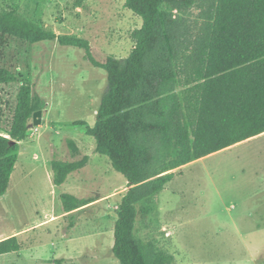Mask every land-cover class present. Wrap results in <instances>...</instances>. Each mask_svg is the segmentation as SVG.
<instances>
[{
    "label": "trees",
    "instance_id": "16d2710c",
    "mask_svg": "<svg viewBox=\"0 0 264 264\" xmlns=\"http://www.w3.org/2000/svg\"><path fill=\"white\" fill-rule=\"evenodd\" d=\"M124 6L141 25L131 30L133 46L123 59L97 60L87 40L55 34L15 8L0 7V35L82 49L105 72L94 124L72 125L93 138L94 151L126 181L110 252L118 264H177L138 221L156 214V196L174 169L264 133V0H124ZM15 81L13 70L0 65V85ZM42 108L33 86L21 82L9 127L0 132V197L30 119ZM67 145L76 151L72 140ZM87 163L88 156L52 159V184L60 187ZM59 200L69 212L95 199L62 193ZM21 247L15 236L2 240L0 255Z\"/></svg>",
    "mask_w": 264,
    "mask_h": 264
},
{
    "label": "rangeland",
    "instance_id": "374dc122",
    "mask_svg": "<svg viewBox=\"0 0 264 264\" xmlns=\"http://www.w3.org/2000/svg\"><path fill=\"white\" fill-rule=\"evenodd\" d=\"M0 7L15 8L55 34L87 40L97 60L107 54L125 58L133 46L130 32L141 25L124 0H0ZM0 65L17 76L0 85V132L9 127L21 82L30 83L43 101L41 123L30 125L20 142L8 185L9 191L26 192L19 197L24 203L19 210H5L4 218L14 217L17 225L59 212L62 193L97 200L37 230L33 250L4 257L0 264H118L110 247L126 181L94 151L93 138L72 125L76 120L94 124L106 91L105 72L91 65L82 49L1 35ZM82 156L88 163L55 187L50 161ZM173 172L156 196V214L139 219L141 233L154 236L177 264H264V134ZM64 245L69 255H62Z\"/></svg>",
    "mask_w": 264,
    "mask_h": 264
},
{
    "label": "crops",
    "instance_id": "0c3cea01",
    "mask_svg": "<svg viewBox=\"0 0 264 264\" xmlns=\"http://www.w3.org/2000/svg\"><path fill=\"white\" fill-rule=\"evenodd\" d=\"M262 134H264V133H262ZM192 162H194V161H192ZM192 162H190L188 164H191ZM188 164H186V165H188ZM186 165H183L177 169H181L182 167H184ZM174 170H176V169H174ZM24 193L26 194L25 191H18V190L9 191L7 188L6 192L0 197V241L15 236L17 238V240L22 245V247L19 251L1 254L0 255L1 261L4 257L14 256V255L15 256H22L24 251L33 250L35 247V244L37 242H39L37 237H36V231L37 230L45 227L46 225H48L52 221H56L58 219L65 218V217H67V215L76 214V213L82 211L83 209L87 208L88 207L87 205L97 201V200L96 201L95 200L90 201L86 205H83V206H81L77 209H74L72 211H69V212H63L62 209H60L59 212H56V213L49 212L47 214H44L40 218L35 219L29 223H22V224L19 223L16 225L14 223V217L5 219L3 214L5 213V210H7L8 208H10L11 210L12 209L15 210V208L19 210L21 204L24 203L22 200H19V197L24 195ZM109 195H110V193H107V194L103 195V197H106ZM91 234H93V233L92 232L88 233V235H91ZM97 234L98 235H96V237L100 235V232H98ZM112 237H113V235H112ZM68 246L69 245L63 246L64 251L62 252V255L66 254V253H67V255H69L68 254L69 253Z\"/></svg>",
    "mask_w": 264,
    "mask_h": 264
},
{
    "label": "water",
    "instance_id": "95a60500",
    "mask_svg": "<svg viewBox=\"0 0 264 264\" xmlns=\"http://www.w3.org/2000/svg\"><path fill=\"white\" fill-rule=\"evenodd\" d=\"M41 123V110H37L32 115L31 125H38Z\"/></svg>",
    "mask_w": 264,
    "mask_h": 264
}]
</instances>
